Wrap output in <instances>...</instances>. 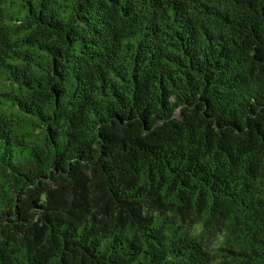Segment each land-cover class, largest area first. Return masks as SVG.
Here are the masks:
<instances>
[{"label": "trees", "instance_id": "trees-1", "mask_svg": "<svg viewBox=\"0 0 264 264\" xmlns=\"http://www.w3.org/2000/svg\"><path fill=\"white\" fill-rule=\"evenodd\" d=\"M0 264H264V0H0Z\"/></svg>", "mask_w": 264, "mask_h": 264}, {"label": "rangeland", "instance_id": "rangeland-1", "mask_svg": "<svg viewBox=\"0 0 264 264\" xmlns=\"http://www.w3.org/2000/svg\"><path fill=\"white\" fill-rule=\"evenodd\" d=\"M220 240H221V233L220 232H217V233L212 234V235H208L207 240H206L208 248L212 250L213 248H215L220 243Z\"/></svg>", "mask_w": 264, "mask_h": 264}]
</instances>
